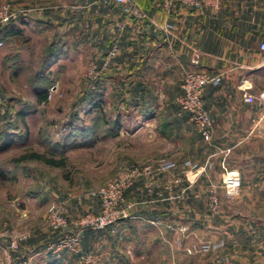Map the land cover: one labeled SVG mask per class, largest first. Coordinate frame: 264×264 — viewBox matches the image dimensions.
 Here are the masks:
<instances>
[{"label": "crops", "instance_id": "crops-1", "mask_svg": "<svg viewBox=\"0 0 264 264\" xmlns=\"http://www.w3.org/2000/svg\"><path fill=\"white\" fill-rule=\"evenodd\" d=\"M15 9L20 15L14 25L25 35L15 48L26 47V43L21 45L26 41L31 46L33 33L48 34L56 26L53 16L71 12L30 6L23 0ZM80 12L77 45L93 42L99 69L116 47L100 76L99 92L110 98L105 106L115 115L142 113L140 126L128 137L122 136V125L117 136H100V141H110L111 152L117 153L119 140L133 143L141 138L142 163L154 166L159 159L174 161L171 174L178 175L181 183L171 193H185L183 198L158 197V192L165 197L170 194L164 189L170 173L157 172L149 180H137L123 194V204L130 207L127 217L117 223V231L112 232L111 227L84 230L82 246L95 249L96 264H195L196 256L187 254L185 247L192 242H210V230L200 234V228L205 223L209 228L211 223L200 193L207 191L209 183H220L222 166L241 177L244 189H264V51L259 48L264 42V0H221L217 13L203 8L169 13L157 0H128L121 8H83ZM88 12L94 16L91 29ZM70 23L64 19L57 25L64 33L52 36L51 44L59 38L67 43L64 34L70 35ZM18 52L15 49L13 53L18 56ZM188 70L213 77L203 93L213 125L209 144L174 104ZM246 93L263 104L246 103ZM185 161L191 167H185ZM208 161L213 164L210 181L200 180V175L195 179L193 170ZM89 203L91 211H98L97 199L91 197ZM179 226H185L186 231H180ZM44 228L48 226L44 224ZM58 236V231H51L44 238ZM40 242L32 237L23 247L24 253L34 249L28 253L33 264H77L76 254L47 252Z\"/></svg>", "mask_w": 264, "mask_h": 264}, {"label": "rangeland", "instance_id": "rangeland-1", "mask_svg": "<svg viewBox=\"0 0 264 264\" xmlns=\"http://www.w3.org/2000/svg\"><path fill=\"white\" fill-rule=\"evenodd\" d=\"M23 1L30 6H53L71 12L64 17L53 16L56 26L51 27L48 34L32 32L34 43L30 47L15 48L12 43H3L0 46V136L5 129L18 135L17 139L14 138V144L0 154V253L14 233L27 234L19 246L9 252V264H20L24 259L27 261L23 264H33L34 260L28 253L34 252V249L31 252L28 249L26 253L23 251V247L28 246L29 239L34 237L41 240L44 249L48 242L74 230L85 214L99 212V202L98 211L90 210V198L97 199L90 194L91 191L105 186L116 175L121 164H139L144 161L141 159V138L133 143L126 139L119 140L117 153L111 152L110 141H100L101 129L98 120L101 118L97 109L102 107L105 115L103 119L108 117L109 120H124L131 112L115 115L105 106L110 102V98L99 92L102 72L96 64L93 42L89 41L83 47L77 45V25L82 18L79 14L83 8H121L125 4L106 3L105 0ZM18 3L20 0H0V6L8 4L13 10H17L15 4ZM90 14L91 12H88L86 16L89 29L91 24H94V16ZM37 18H41L40 15ZM64 19L73 25L70 35L64 34L68 36L67 41L65 40L67 43H63L62 38H59V42H54L52 48L49 46L51 37L64 33L62 27L57 30V25ZM15 49L19 51L18 62L22 61L23 64L22 70L19 69L17 74L13 72L12 54ZM51 54L58 56L51 67L52 70L35 78L37 69L41 71L44 68L43 64ZM36 85L40 92L46 94V99H37L34 91ZM18 112L24 114V124L17 118ZM135 119L142 120V113L138 112ZM88 125H91V133L86 135L89 137L87 144L83 147H71L70 139L84 134ZM123 125V137H128V134L137 130L135 127L130 128L126 123ZM77 139L80 141V138ZM74 141L77 140L74 139L73 143ZM63 146L67 149L63 150ZM29 150L52 154L57 158L66 153L67 166L60 169L37 162L11 161L12 157ZM199 178L210 181V172L200 174ZM183 197L185 193L182 194L181 198ZM207 199V191L200 193L201 202L207 203ZM53 205L66 207L65 217L70 221L67 228L54 230L47 223V212ZM206 214L211 220L210 227H206L205 223L200 228V234L206 235L210 230V242L192 243L208 242L210 249L190 254L196 256L195 264L264 263V246L261 244V235L264 232V189L255 191L244 189L242 186L239 196L233 200H227L220 192L218 213L209 214L207 205ZM44 224L48 228L45 229ZM51 231H58L59 236L56 239L44 238L51 234ZM83 250L89 251L84 248Z\"/></svg>", "mask_w": 264, "mask_h": 264}, {"label": "built area", "instance_id": "built-area-1", "mask_svg": "<svg viewBox=\"0 0 264 264\" xmlns=\"http://www.w3.org/2000/svg\"><path fill=\"white\" fill-rule=\"evenodd\" d=\"M163 9L169 13H174L179 9H199L203 8L212 13H217L221 8V0H157ZM106 3L127 4L128 0H105ZM20 12L13 10L8 4L0 6V27L10 21H15L19 18ZM1 46V42H0ZM260 50L264 51V42L260 44ZM116 53L114 46L103 61L100 71L106 70L111 58ZM213 80V77L206 72L188 70L183 74L180 83V91L175 97L177 108L188 115L189 121L195 128L205 143H210L213 131L212 120L207 111L203 93L208 84ZM246 103H256L262 105L261 99L255 98L250 94L244 95ZM184 166L189 168V161L184 162ZM176 164L169 159H159L153 166L151 164H121L116 175L103 187L91 191L90 194L96 197L99 202L98 213H87L76 224L74 230L62 235L56 240L48 242L44 250L52 253H59L67 250L77 255L78 264H95L97 254L95 251H84L82 248V233L86 229L101 230L105 227H111L112 232L117 231V223L126 218L128 215L129 205L123 204V192L133 186V184L142 178L151 179L155 173L163 172L170 173L168 180L164 184L165 191L170 194L166 199H175L182 196L184 192L177 195L172 194V189L175 185L181 183V178L178 175L171 174L175 169ZM223 175L220 183H209L207 194L208 212L211 215L218 213L220 209V192H222L227 200H233L240 194L242 187L241 177L231 170L222 166ZM213 164L206 162L202 167L193 170V177L196 179L202 173L211 172ZM151 182L148 185V191H152ZM158 197L165 199L163 193L158 192ZM67 213L64 205H53L47 212L46 221L54 230H63L68 227L70 221L66 219ZM180 231L186 230L185 226H179ZM25 232H17L11 236L7 246L1 248L0 264H9V252L17 248L20 241L25 239ZM261 244L264 246V232L261 235ZM210 249L208 242L191 243L185 250L189 254L206 252ZM264 264V263H262Z\"/></svg>", "mask_w": 264, "mask_h": 264}, {"label": "trees", "instance_id": "trees-1", "mask_svg": "<svg viewBox=\"0 0 264 264\" xmlns=\"http://www.w3.org/2000/svg\"><path fill=\"white\" fill-rule=\"evenodd\" d=\"M42 25H43V22L42 21H39L38 23V28L39 29H42ZM20 39H25V35L23 33V31L21 29H19L17 26L14 25V22L10 21L4 25H2L0 27V42L1 44L3 43H9V44H13V45H17L18 41ZM26 41V40H25ZM26 43V45H25ZM22 46L25 45L27 47H30L29 45V41H26V42H23V44H21ZM50 47L54 48V43L50 44L49 45ZM15 47V46H14ZM13 55V63H14V74H17L18 70L23 68V64L19 63L18 60V56L15 55V53L12 54ZM8 58V56H7ZM5 58V60H8V59H12V58ZM58 59V56H54L53 54H51V57L48 58L45 62H44V68L41 69H37L36 71V74H35V78L38 77V75H42L45 73V72H49L52 65L55 64V62L57 61ZM17 61V62H15ZM17 66V67H15ZM17 70V71H15ZM47 74V73H46ZM45 75V74H44ZM34 91H35V94H36V97L38 100H44L46 99V94L44 92H40L39 89L37 88V85L36 87H34ZM203 100H204V97H203ZM205 104V103H204ZM97 112H99V116L101 119L98 120V126H100V135H99V138L100 136H103V137H113V136H117L119 134V130H120V127L123 125V123H126L128 125H130L131 127L130 128H138L142 122V120L140 121H135V117L137 116V113L138 112H131L130 114L127 115L126 118H124V120L122 119H103V117L105 116L103 111H102V107L100 109H97L96 110ZM24 114L22 112H18L17 113V118H19V120L22 122V124H24ZM134 118V119H132ZM123 121V122H122ZM25 126V125H24ZM91 125H88L87 126V129L86 132H84V134L82 135H79L77 137H73L70 139V143L69 144H72L70 145L71 147L73 146H80V147H83L84 145L87 144V140L89 139L87 135V133H91ZM97 126V125H96ZM99 128V127H98ZM17 134H13V133H10L9 130H4L2 135L0 136V154L1 153H4L6 152L12 144H14V141L15 139H17ZM15 138V139H14ZM77 138H80L78 141ZM76 139L77 141H74L75 143H73V140ZM72 142V143H71ZM67 147H64L63 146V150H66ZM66 153H64V155L62 157H59L57 158L56 156L52 155V154H46V153H43V152H38V151H34V150H29V151H25L24 153H21L19 154L18 156H15V157H12L11 158V161L14 162V163H24V162H37V163H41L45 166H48V167H53V168H60V169H64L66 166H67V161H68V156L66 155Z\"/></svg>", "mask_w": 264, "mask_h": 264}]
</instances>
